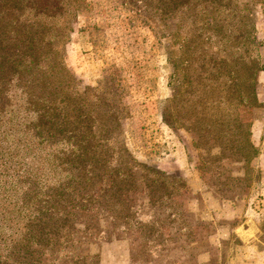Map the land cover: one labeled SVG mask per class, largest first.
Segmentation results:
<instances>
[{"label": "rangeland", "instance_id": "obj_1", "mask_svg": "<svg viewBox=\"0 0 264 264\" xmlns=\"http://www.w3.org/2000/svg\"><path fill=\"white\" fill-rule=\"evenodd\" d=\"M86 2L71 24L64 63L79 89L107 83L122 95L128 116L120 139L126 154L118 164L129 168L133 158L149 183L165 180L171 193L166 203L177 216L165 223L158 184L138 195L128 191L126 205L98 199L101 186L50 187L56 172L45 153H27L16 140L0 138V264H264V165L253 159L248 181H227L241 176L246 165L200 164L194 134L169 127L161 117L175 80L166 56L179 53L172 17L161 19L130 0ZM251 18L264 63V0ZM255 93L264 100V70L256 74ZM262 107L252 109L254 136L264 129ZM145 179L135 180L138 189ZM230 193L240 195L222 197ZM44 201H55L59 211L45 210ZM184 211L190 215H178ZM134 212L141 221L155 219L157 231L139 234L130 227L121 233L124 215L131 221ZM180 229L190 242L173 241Z\"/></svg>", "mask_w": 264, "mask_h": 264}, {"label": "trees", "instance_id": "obj_2", "mask_svg": "<svg viewBox=\"0 0 264 264\" xmlns=\"http://www.w3.org/2000/svg\"><path fill=\"white\" fill-rule=\"evenodd\" d=\"M130 1L161 19L172 17L176 28L179 53L166 56L171 65L169 77L175 80L162 119L169 127L194 134L192 143L200 164L220 168L227 160L246 165L241 176L225 179L248 181L252 167L247 165L258 153L250 140L252 109L261 105L255 93L256 74L264 70L251 18L260 0ZM87 7L86 0H0V138L16 140L27 153H45L56 172L49 186L60 190L62 185L101 186L98 199L126 200V205L132 192L138 195L143 188L151 191L156 184L163 186L157 203L162 204L169 224L171 215H177L166 203L171 198L167 182L149 183L133 158H129V168L118 164L126 152L120 139L128 116L122 95L107 83L79 89L64 63L71 24ZM142 178L144 187L138 189L136 181ZM126 184L131 188H125ZM55 200L61 202L63 197ZM44 203L45 210L59 211L55 201ZM132 207L128 205L130 211ZM183 213L178 215H190ZM135 216L134 212L130 221L124 215L121 233L131 228L139 234L157 231L155 219L141 221ZM181 230L171 237L173 241L190 242Z\"/></svg>", "mask_w": 264, "mask_h": 264}, {"label": "crops", "instance_id": "obj_3", "mask_svg": "<svg viewBox=\"0 0 264 264\" xmlns=\"http://www.w3.org/2000/svg\"><path fill=\"white\" fill-rule=\"evenodd\" d=\"M258 100V99H257ZM258 102H260V100H258ZM260 104H262V106L264 105V100H262L260 102ZM261 106V105H260ZM259 106V107H260ZM258 108V107H257ZM262 109L264 110V107H262ZM263 120H264V113H263ZM253 128H250V140L254 143V144H260L261 148L258 147V153L256 154V156L254 157V160H255V164L256 166L258 165H261L262 164L264 165V162H262L259 158L262 157L263 161H264V148H262V145H263V141H264V136H263V133H264V129H262V127L259 129V132L255 133V136L253 134ZM256 140H254V138Z\"/></svg>", "mask_w": 264, "mask_h": 264}]
</instances>
